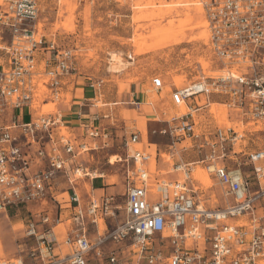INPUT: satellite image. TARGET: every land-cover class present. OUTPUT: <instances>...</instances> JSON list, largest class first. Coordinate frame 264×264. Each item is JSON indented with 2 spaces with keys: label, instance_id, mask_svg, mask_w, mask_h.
<instances>
[{
  "label": "built area",
  "instance_id": "2783aa9c",
  "mask_svg": "<svg viewBox=\"0 0 264 264\" xmlns=\"http://www.w3.org/2000/svg\"><path fill=\"white\" fill-rule=\"evenodd\" d=\"M203 8L206 45L222 66L221 73L181 86L158 75L150 80L155 91L169 88L175 111L163 112V127L152 133L168 138L164 157L170 161L177 157L172 170L180 178L157 180L149 171L153 156L133 150L124 159V218L95 242L89 241L87 226L116 220L119 205L113 194L91 197L83 208L72 190L68 201L76 209V227L63 239L69 252L59 258L54 257L56 240L50 230H36L38 222L57 225L59 217L51 220L41 214L38 222L29 220L26 235L36 242L30 255L42 254L48 260L43 264H88L90 256L106 264H264V149L235 150L244 140L237 125L245 119L264 120V0H205ZM43 10L41 0H0V35L7 37L6 42L0 41V210L46 199L52 180L66 171L68 160L98 147L71 133H51L52 128L64 127L55 106L76 74V56L57 44L55 34L44 40ZM43 46L52 52L50 57L38 58ZM90 85L99 89L103 80ZM212 94L224 98L221 104L229 110V123L234 118L236 125L201 129L199 112L213 104ZM49 104L54 107H39ZM24 107L33 116L28 122H17L11 111ZM84 137L100 140L103 148L112 141L109 129L98 126L85 128ZM139 140V131L133 132L124 138V147ZM182 142L187 143L179 146ZM30 145L44 169L30 171L31 158L23 149ZM189 147L208 149L198 163L207 164L205 169L213 166L208 173L222 187L223 206L205 204L201 182L178 156ZM238 154L244 157L249 176L239 165L224 162ZM80 171L75 167L73 174L79 176ZM107 244L112 247L106 249ZM0 264L25 263L19 257L0 259Z\"/></svg>",
  "mask_w": 264,
  "mask_h": 264
},
{
  "label": "rangeland",
  "instance_id": "374dc122",
  "mask_svg": "<svg viewBox=\"0 0 264 264\" xmlns=\"http://www.w3.org/2000/svg\"><path fill=\"white\" fill-rule=\"evenodd\" d=\"M204 1L60 0V3L56 5L55 1L42 0L44 8L42 17L45 19H42V24L40 25L41 32L45 36L53 32L60 33L61 39L60 41L56 39L57 44L71 49L75 54L76 74L73 79H78L80 82L83 81L85 85H90V83L98 79L103 80V85L98 90L93 87V91H99V96L96 98L95 103H97L98 109L102 113H110L114 120H118L116 124L119 126L116 128L109 127L112 130L110 145L113 148L108 151L106 149L100 150L94 156L91 164V167L96 169V175L103 174L101 177L92 179L93 187H102V185L103 187L114 186L118 192H124L126 165L119 158L123 159L126 157L123 140L124 138H129L131 133L137 130H140L143 134L145 133V119L149 115L145 117L141 111L130 110L134 107L132 104L115 106L106 104L115 100L117 93L121 94L133 85H137L142 88L149 100L159 101L163 98L166 105H161V102H159V107L163 108L169 106H167L169 104L168 99H165L168 96L169 88L165 87L161 91H155L150 84L153 76H162L167 83L173 79L177 86H181L187 84L190 80H195L202 76H214L218 72V74L221 73L215 70L220 66L213 60L206 45L207 40L201 38L205 37L206 34L208 35L203 8ZM143 16H147L148 19L141 18ZM189 17L191 21L185 25L183 36H179L180 42L173 43V41H169L157 46H148L160 39L162 41H165V38L167 40L171 39V33L179 30V23L188 20ZM170 22H172V26H169L170 24L168 23ZM194 23L199 26L194 28ZM141 36L143 37L141 38ZM139 43L141 45L142 43L145 44L142 52H138L139 49L137 50ZM113 55H116L118 59H113ZM202 60L208 63V68H202ZM89 95L91 96V93ZM198 99L199 103H202L204 98L201 96ZM209 101L211 103L216 101V103L203 107L199 112L201 129L206 131L208 128L213 131L216 126H228L229 118H227L226 122L219 123L213 112L214 105L223 103L224 98L212 94L209 95ZM49 107L53 108L54 106L49 104L44 106L43 109L46 110ZM223 108L226 112L229 111L225 106ZM168 109L175 111L172 106L171 108L168 107ZM162 117L164 116L162 115ZM102 120L107 122L108 119ZM147 122L148 127L154 129L164 125L162 122ZM229 125L233 126L236 124L229 123ZM237 127L243 133L244 140L235 145L236 151L238 149L242 151L264 149V120L247 122L245 119ZM124 128L127 129L125 132H123ZM149 135V140L151 141L163 144L168 142V139L158 132L152 134L150 132ZM145 144L144 137L143 143L137 144L136 147L141 148ZM207 152L208 149L206 148L197 149L192 147L187 149L188 154H184V157L200 160ZM115 154L119 155L116 156L118 160L111 164L108 160L111 157H115L112 156ZM243 161L244 157L238 154L237 158L226 157L224 162L230 166L239 165L245 174L248 175L249 167ZM193 166L194 169L195 167L205 169L204 167L208 165L197 163ZM79 176H81L80 173ZM210 177L212 182L210 185L201 182V188L205 193L203 197L205 204L211 207L223 206L225 197L222 187L211 175ZM120 193L115 195L119 205L117 222L122 221L124 218V195H120ZM10 226L8 224L5 229L9 244H3L0 257H10L12 252L15 253L17 243L21 241L19 237L20 230L17 228L18 224H13L14 229H11Z\"/></svg>",
  "mask_w": 264,
  "mask_h": 264
},
{
  "label": "crops",
  "instance_id": "0c3cea01",
  "mask_svg": "<svg viewBox=\"0 0 264 264\" xmlns=\"http://www.w3.org/2000/svg\"><path fill=\"white\" fill-rule=\"evenodd\" d=\"M52 34H55V36L57 37L56 39L60 41V33L56 32L47 34V36L44 37V40H49L50 38H52ZM51 53L52 52L50 51H46L43 46L39 51L38 58H48L51 56ZM218 68L219 67H217V69ZM93 89L94 88L91 85H85L83 81L80 82V80L78 79H73L70 81V83H67L64 86L61 98L55 106V111L60 114L61 122L64 127L61 126L53 128L52 135L58 136L60 135V133H62V131H64L66 135H69L70 133L73 134V136L78 138V140H83L87 143H91L92 141H94V143L98 144V147H96L95 149H90L89 151L76 156L72 160H68V168L66 169V171L64 173H58L52 180L49 196L46 199L27 204L11 205L4 210H0V252H2V248L4 246L3 244H9V238L6 236L7 232L5 231L8 224L11 225V229H14L13 224H18L17 228L20 230L19 237L21 238V241L17 243L15 253L12 252L10 254V257H0V259H14L20 257L25 264H43L45 261H48L42 254L39 255L36 253L34 256L30 255V251L36 248V242L33 238L26 235L29 220L32 219L38 222V215L41 214H47L51 220L59 217L60 222L57 225H53V223L46 225L38 222L36 225V230L37 232L42 233L45 229H49L50 233L55 237L56 240L54 257L59 258L61 256H64L69 252L70 249L63 244V239L76 227L74 222V213L76 209H74L73 204L69 203L68 201L72 190L78 194L80 198V205L83 208L86 206L91 197H100L102 195L109 194H113L115 196L116 194L120 193L114 186H92V179L103 176V174L96 175V169L91 167L94 156H96V154L102 149H106L108 151L113 147L110 145L108 148H103L101 146L100 140H92L90 138L84 137V129L88 126H98L100 128L109 129L112 136V130H110L111 128L109 127L111 126L113 128H116L117 126H119L116 124V122L118 123V120H114L112 114L102 113L98 109L97 103L95 102L97 100L96 98H98L99 96V91L95 92L93 91ZM89 93H91V96L89 95ZM68 95H70V97ZM165 99H168L169 104H167V106L169 105L168 107L171 108L169 96H166ZM159 102H161V105H166L163 98H161L159 101L149 100V98L143 92L142 88L137 85H133L127 91H124L121 94L117 93L115 96V100L106 104H110L113 106L119 104H132L134 105V107L130 110L141 111L143 116L145 117L149 115L145 119V133L143 134L140 130H137L140 133L139 142L129 145L128 148L125 147L126 157L135 149H140L150 153L153 156L149 164V171L151 173V176L156 177L157 180L165 179L167 181H172L180 178V173L172 170V162H175L177 160V157H175L171 161L168 160L167 157H164V154L168 150V142L163 144L157 141L149 140V133L151 132L152 134V130H158L161 127H159L158 129L149 128L147 121L154 123H164L162 113L172 112V110L168 109V107L166 106L163 108L159 107ZM136 103L138 105H136ZM213 103H216V101H213ZM44 106L45 105H40L39 107L43 108ZM11 112L12 115L16 118L17 122H28L33 116L32 113L30 114L29 108L25 107L12 110ZM153 115L155 116L153 117ZM102 119L108 120L106 122V120L103 121ZM230 120L231 123H237L234 118H230ZM105 125H107L108 127ZM125 130L127 129L124 128L123 132H125ZM144 137L146 144L144 146L142 145L141 148L136 147L137 144L143 143ZM185 143L187 142H182L179 144V146H183ZM46 147H48V145H46ZM23 149L31 158L30 171L44 169V162L38 160L35 157L34 145L23 147ZM187 149L181 150L178 156L184 163L189 164L191 170L193 171V165L197 164L199 160L185 158L184 154H188ZM112 156L116 157L119 155L115 154ZM66 157H68V155L65 154V158ZM126 157H124L123 159L121 157L119 158L123 162H125L124 159ZM117 160L118 159L116 158L113 161H108L113 164ZM75 167H79L81 169V171L79 172L81 176L73 174V169ZM210 175L213 177L212 174H209V176ZM123 194L124 192L120 193V195ZM54 197L56 200L54 199ZM10 218L12 219V221ZM116 224L117 220L115 221L111 218H107L104 223L102 221H99L96 226L89 224L87 226L89 241L91 243L95 242L99 235L103 233L105 229H112ZM105 247L107 249L108 247H112V245L107 244ZM88 264L106 263L90 256Z\"/></svg>",
  "mask_w": 264,
  "mask_h": 264
},
{
  "label": "bare ground",
  "instance_id": "6f19581e",
  "mask_svg": "<svg viewBox=\"0 0 264 264\" xmlns=\"http://www.w3.org/2000/svg\"><path fill=\"white\" fill-rule=\"evenodd\" d=\"M153 4V3H152ZM175 4V3H174ZM135 6V5H134ZM139 6V5H138ZM161 6V5H160ZM166 6H169V5H166ZM140 8V7H139ZM167 9V8H166ZM151 10V9H150ZM169 10V9H168ZM149 11V10H148ZM162 11V10H161ZM143 12V11H142ZM141 13V12H140ZM146 13V12H145ZM159 13V12H158ZM138 15V14H137ZM157 16V15H156ZM187 17V16H186ZM137 18V17H136ZM141 18H144V19H148L147 18V16H143V17H141ZM155 18V17H154ZM135 19V18H134ZM152 19V18H151ZM186 19H188V18H186ZM190 21H191V18L189 17V19L188 20H186V21H183V22H181V23H179V30L178 31H173L171 34H172V38L171 39H169V40H167L166 38H165V41H162L161 39L159 40V41H153V42H155V43H151V44H149L148 45V43H147V45L148 46H157V45H159V44H161V43H165V42H169V41H173V43H178V42H180V37L179 36H183V30H184V27H185V25H187V24H189L190 23ZM178 23V22H177ZM168 24H170L169 26H172V22H170V23H168ZM195 24V23H194ZM192 25V24H191ZM199 25L196 23L195 24V26H194V28L195 27H198ZM165 27V26H164ZM172 28V27H171ZM190 28V27H189ZM191 28H193V27H191ZM170 30V29H169ZM158 33V32H157ZM156 33V34H157ZM201 34H203V33H201ZM151 35V34H150ZM143 36H141V38H142ZM207 37H208V35L206 34V36L205 37H201V38H203V39H206L207 40ZM6 40H7V37H2L1 35H0V41H4V42H6ZM154 40V39H153ZM156 40V39H155ZM157 40H158V38H157ZM146 41V40H145ZM144 42V41H143ZM139 45V47L137 48V50L139 49V51L138 52H142L143 50V46L145 45L144 43H142V45H141V43H139L138 44ZM148 46H147V48H148ZM154 48V47H153ZM145 50V49H144ZM148 50H149V48H148ZM113 59H118L117 57H116V55H113V57H112ZM214 60V59H213ZM116 61V60H115ZM114 61V62H115ZM215 61V60H214ZM217 62V61H216ZM220 67L218 68V69H215V70H221L222 69V66L220 65V64H218ZM201 66H202V68L203 69H205V68H208V63L206 62V61H204V60H202L201 61ZM120 70V69H119ZM210 73V72H209ZM219 73V72H218ZM218 73H216V74H218ZM207 75V74H206ZM209 76V75H208ZM175 82V81H174ZM175 84H176V82H175ZM177 85V84H176ZM70 97V96H69ZM47 109H52V107H49V108H47ZM46 109V110H47ZM184 108L182 107L181 108V111L183 110ZM213 112H214V117L218 120V122L219 123H224V122H226L227 121V116H226V111H225V109L223 108V106L221 105V104H215L214 105V109H213ZM227 125L229 126V123H227ZM226 126V125H225ZM53 129V128H52ZM52 129H51V133H52ZM61 134H65L66 135V133L64 132V133H60V135ZM116 159V157H111L110 158V160L111 161H113V160H115ZM198 167V166H197ZM213 169V166L211 167H208L207 169H200V168H196L195 167V169H193V171H192V177L195 179V180H197V181H199V182H202V183H204V184H206V185H210L212 182H211V180H210V176H209V171H211ZM157 189V188H156Z\"/></svg>",
  "mask_w": 264,
  "mask_h": 264
}]
</instances>
